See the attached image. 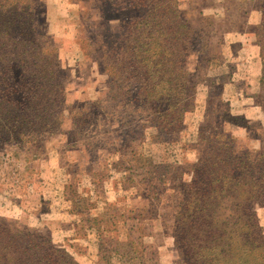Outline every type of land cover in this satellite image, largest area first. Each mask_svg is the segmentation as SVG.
<instances>
[{
  "label": "rangeland",
  "instance_id": "obj_1",
  "mask_svg": "<svg viewBox=\"0 0 264 264\" xmlns=\"http://www.w3.org/2000/svg\"><path fill=\"white\" fill-rule=\"evenodd\" d=\"M175 2L196 29L182 36L195 89L182 128L167 133L120 100L119 58L123 44L130 52L137 44L132 31L144 29L130 17L139 8L121 0H40L37 18L55 48L49 56L57 54L65 102L57 119L37 118L24 135L0 127V217L51 238L79 264H208L199 257L208 253L206 238H187L181 251L175 241L194 164L212 132L229 133L238 152L255 156L263 147L264 125L255 119V104L264 103L261 1ZM164 21L184 30L174 13ZM110 88L117 98L103 116L95 105ZM256 211L264 231V204Z\"/></svg>",
  "mask_w": 264,
  "mask_h": 264
},
{
  "label": "trees",
  "instance_id": "obj_2",
  "mask_svg": "<svg viewBox=\"0 0 264 264\" xmlns=\"http://www.w3.org/2000/svg\"><path fill=\"white\" fill-rule=\"evenodd\" d=\"M121 1L129 10L139 8L138 14L130 17L144 29L132 31L140 39H135L131 52L129 46L122 45L120 100L126 104L131 101L128 105L134 106L133 113L159 130H180L185 112L193 106L195 89L187 66L190 50L182 36H191L196 29L186 24L176 0ZM260 1L262 19L256 34L264 85V0ZM39 6L40 0H0V127H9L6 133L13 129L11 132L24 135L25 125L34 124L37 118L52 122L60 115L57 104L65 102L64 87L57 79V54L49 56V50L55 48L45 22L37 18ZM172 13L180 17L181 33L164 23ZM151 21H158L157 27H151ZM129 80L132 90L126 85ZM111 91L95 105L103 116L110 113L109 101L117 98ZM261 105L264 111V103ZM126 118L125 114L119 116L122 121ZM263 204L264 143L254 156L250 151L238 152L224 130L212 132L178 204L176 245L181 251L187 238H206L201 248L208 253L199 256L205 263L264 264V231L256 211ZM0 264L79 263L57 248L51 238L14 227L0 217Z\"/></svg>",
  "mask_w": 264,
  "mask_h": 264
},
{
  "label": "crops",
  "instance_id": "obj_3",
  "mask_svg": "<svg viewBox=\"0 0 264 264\" xmlns=\"http://www.w3.org/2000/svg\"><path fill=\"white\" fill-rule=\"evenodd\" d=\"M250 12H251L250 17H249V15L247 16V20L245 21V23H249L251 21V16L253 15V13L255 11L251 10V11H249V13ZM255 119H259L264 125V112H263L262 108L256 104H255Z\"/></svg>",
  "mask_w": 264,
  "mask_h": 264
}]
</instances>
